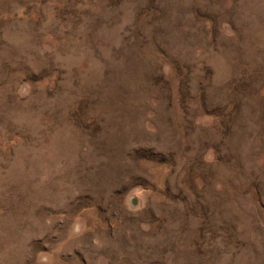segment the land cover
<instances>
[{
	"label": "rangeland",
	"instance_id": "374dc122",
	"mask_svg": "<svg viewBox=\"0 0 264 264\" xmlns=\"http://www.w3.org/2000/svg\"><path fill=\"white\" fill-rule=\"evenodd\" d=\"M0 264H264V0H0Z\"/></svg>",
	"mask_w": 264,
	"mask_h": 264
},
{
	"label": "bare ground",
	"instance_id": "6f19581e",
	"mask_svg": "<svg viewBox=\"0 0 264 264\" xmlns=\"http://www.w3.org/2000/svg\"><path fill=\"white\" fill-rule=\"evenodd\" d=\"M4 216V215H3Z\"/></svg>",
	"mask_w": 264,
	"mask_h": 264
}]
</instances>
